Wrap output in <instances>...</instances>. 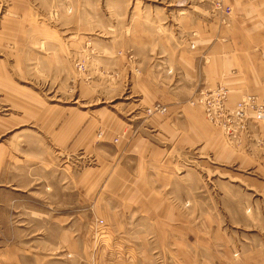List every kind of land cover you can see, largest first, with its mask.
Returning <instances> with one entry per match:
<instances>
[{
    "label": "rangeland",
    "instance_id": "obj_1",
    "mask_svg": "<svg viewBox=\"0 0 264 264\" xmlns=\"http://www.w3.org/2000/svg\"><path fill=\"white\" fill-rule=\"evenodd\" d=\"M217 21L199 0H0V264H264V126L228 137L192 104ZM227 59L250 55L218 56L232 88Z\"/></svg>",
    "mask_w": 264,
    "mask_h": 264
},
{
    "label": "crops",
    "instance_id": "obj_2",
    "mask_svg": "<svg viewBox=\"0 0 264 264\" xmlns=\"http://www.w3.org/2000/svg\"><path fill=\"white\" fill-rule=\"evenodd\" d=\"M230 1L233 5V13L230 15L229 21L223 24L217 21L215 24L216 29L213 33L217 34L219 41L222 42L218 41V43H214L207 51L208 53L206 56L210 57L209 66L211 69V75L208 79V82L205 81V83L208 84L209 87L221 85L219 75L223 69L218 67V56H223L226 54V56L230 58L237 53L238 49H240L241 51L247 53L248 56L250 55V60H247L246 62L240 61L236 64L234 62H230V59H227L229 64L227 67H230L232 71H236V68L238 69L241 67L243 72L241 73L240 77L234 74L232 77L227 79L229 80V85L232 88H229L226 85L225 86L229 89L230 95L234 97L241 96V94H243L241 92L264 94V62H262L264 60V0ZM251 18L254 19L251 20ZM236 30H238L241 33L240 36L243 37L240 42L236 41L234 38L236 37ZM247 33H249L248 37L250 36L251 40L248 39ZM206 67L207 65L204 67V69ZM212 82H214V86L210 85ZM235 99L230 100L231 105L234 103ZM249 125L251 126V129L256 126V124L252 123ZM68 131L70 132L69 137L73 135V129H69ZM232 145H234V143ZM17 189L20 188L17 187ZM135 190L136 189H134V191ZM134 191H132V194H129L127 197H125L123 194L122 196L120 195V197L126 198L128 200L132 198L134 200L139 196V194L135 193ZM134 204L133 202H122V208L130 209V207H132ZM122 216L124 217L125 214ZM118 222L119 223L117 225H123L124 230H126V228L129 226V224L125 223L124 221H120V219H118Z\"/></svg>",
    "mask_w": 264,
    "mask_h": 264
},
{
    "label": "built area",
    "instance_id": "obj_3",
    "mask_svg": "<svg viewBox=\"0 0 264 264\" xmlns=\"http://www.w3.org/2000/svg\"><path fill=\"white\" fill-rule=\"evenodd\" d=\"M200 4L208 6L211 17L220 23H227L233 7L230 0H199ZM230 91L226 86L217 85L198 92L192 104L201 107L206 119L221 127L225 135L234 137L235 134L247 130L249 124L264 126V98L258 95L244 94L233 106L229 105ZM163 113L164 109L156 106L148 112ZM99 227L103 222H96Z\"/></svg>",
    "mask_w": 264,
    "mask_h": 264
},
{
    "label": "bare ground",
    "instance_id": "obj_4",
    "mask_svg": "<svg viewBox=\"0 0 264 264\" xmlns=\"http://www.w3.org/2000/svg\"><path fill=\"white\" fill-rule=\"evenodd\" d=\"M261 98H262V97H261ZM229 102H230V99H229ZM229 105H230V106H233V105H231L230 103H229ZM259 125H261V124H259Z\"/></svg>",
    "mask_w": 264,
    "mask_h": 264
}]
</instances>
